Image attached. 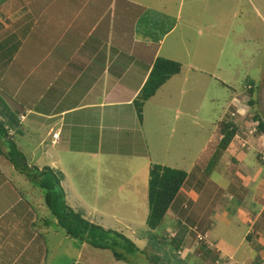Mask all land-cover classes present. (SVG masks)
I'll return each mask as SVG.
<instances>
[{
	"label": "rangeland",
	"instance_id": "374dc122",
	"mask_svg": "<svg viewBox=\"0 0 264 264\" xmlns=\"http://www.w3.org/2000/svg\"><path fill=\"white\" fill-rule=\"evenodd\" d=\"M162 2L174 10L173 17L163 14L166 12ZM162 2H150L160 10L155 9L153 14L158 11L157 25L163 22L158 27L164 30L177 23L176 31L167 37L164 45L176 44L178 55L172 60L183 65V72L167 82L145 103L142 140L119 142L118 146L116 138L120 136L119 131L110 130L108 121H105L96 131V135L101 136L103 146L95 142L91 144V141L88 145L80 140L69 146L77 150L75 152L86 149L98 152L101 156L62 152L58 158L45 155L42 160L38 157L35 165H48L61 170L65 174L62 186L72 207L81 209L93 223L122 232L140 248L147 245L143 233L146 231L149 212L147 192L150 166L184 170L189 177L181 190V199L168 211L156 235L166 236L169 242L172 237H184L181 258L189 264H195L196 261L198 264H253L259 252L254 255L256 245L251 241L241 242L240 239L249 229L240 221L243 222V213L253 212L251 208L255 200L264 202V185L260 183L264 165L256 160L257 155L264 152V147L260 150L258 145H253V140L258 138L254 135L257 123L253 117L256 113L262 117L264 113V0H182L179 14L180 7L174 8V2L179 4L180 0ZM39 27L34 26L30 32L18 31L16 42L12 45L20 48L22 54L29 53L32 57H37L33 51H40L42 54L37 58L41 59L46 56L45 51L56 47L58 42L69 44V40L82 35V32L77 31L75 38L74 31L67 26H61L57 32H53L46 25L43 43ZM138 33L156 38L163 36L162 31L145 33L139 30ZM19 38L21 42L17 44ZM152 53L145 59H152ZM163 56L174 55L161 52L159 57ZM18 59H23L22 55ZM49 59L56 60L54 57ZM52 60L49 69H55L58 62L59 65L63 63L60 60L52 63ZM247 80L256 85L254 99L258 100V105L253 108L247 105V90L251 86ZM63 83V78L59 77V84L55 88H62ZM123 85L129 89L133 86ZM5 105L9 106L0 93V107ZM231 121L239 127L238 138L225 150L220 144L223 137L221 132L224 125ZM261 139L264 140V135ZM112 141L115 145L110 143ZM241 141L246 142L245 147L248 149H242ZM140 151L148 159L146 168L144 164L147 160L136 163L122 156ZM217 151L218 157L211 161ZM40 154L38 151L37 156ZM6 166L11 167L8 172L10 181L16 183L18 179L21 185L17 183V188L11 184L7 186L0 164L1 203L5 207L11 206L15 211L19 193L25 192L29 196L30 207L25 199H21L19 211L27 214L30 209L41 220V231L44 233L39 232L49 254L57 258L56 264L63 263L60 257L66 255V249L72 253L69 260L76 259L79 264H126L116 262L109 251L94 250L87 244L80 245L68 239L60 228L56 229V220L46 226L50 213L38 188L28 180L24 181L25 177L16 176L12 165ZM248 167L252 170L250 176ZM245 175L252 182V185L246 186L248 192L243 188H234L243 185ZM231 195H235L236 201H231ZM237 207L243 211L237 212L236 223L235 215L231 218V214ZM231 220L234 221L232 225ZM204 244L206 249H201L202 246L205 248ZM245 251L253 256L245 258L242 255ZM30 255L28 261L22 260L19 264H39L37 258L31 261ZM16 256L13 255L12 259ZM140 259H133V262L142 264L144 258Z\"/></svg>",
	"mask_w": 264,
	"mask_h": 264
},
{
	"label": "crops",
	"instance_id": "0c3cea01",
	"mask_svg": "<svg viewBox=\"0 0 264 264\" xmlns=\"http://www.w3.org/2000/svg\"><path fill=\"white\" fill-rule=\"evenodd\" d=\"M159 1L162 2V0ZM150 2L145 0H0V37L2 35L0 92L9 101L11 98L14 109L20 113V122L27 131L24 151L31 164H36L38 157L43 160L45 155L58 158L62 152L77 151L69 147L77 140L87 142L88 145L91 141V144L95 142L96 145L103 146L101 136L98 137L96 131L105 121H108L110 130L119 131L120 136L116 138L118 146L119 142L142 140L144 124L138 122L132 102L144 86L153 63L160 53L174 55L163 56L169 59H176L174 57L178 55L176 44L175 46L167 44V47L164 45L167 37L176 31L177 23L167 30L158 27L163 25V22L157 25L156 16L160 10L154 8V4ZM162 3L166 12L163 14L169 18L173 17L174 10L168 8L165 2ZM174 6V8L180 7L177 13L179 14L182 0L179 4L174 2ZM155 9L158 10V14L156 11L153 14ZM80 17L83 18L80 19ZM37 25L40 26V40L43 43H45L43 33L46 25H49L53 32H57L61 26H67L69 30L74 31L75 38L77 31L82 32V35L78 39L69 40V44L63 43V45L58 42L56 47L45 51V57L39 59L37 57L42 52L33 51L37 57H32L29 53L22 54L20 48L17 49L15 45H12L16 42L18 31L30 32ZM139 30L145 33L162 31L163 36L156 38L149 34H139ZM20 42V38L17 39V44ZM151 51H153L152 59H145ZM20 55L23 59H18ZM51 57L56 60L49 59ZM51 60L52 63L58 60L63 63L59 65L58 62L55 69H49ZM59 77L64 80L63 87L55 88L59 84ZM124 83L133 86L129 89L123 85ZM50 106L51 110H49ZM262 117L264 118V113ZM91 131L94 133L91 134ZM241 142L242 149H248L245 147L246 142ZM263 142L264 140L257 138L253 140V145H258L261 150L264 147ZM110 143L114 144L113 141ZM38 151L41 152L39 156H37ZM81 151L75 153H85L89 156L100 155L98 152L86 151V149ZM260 154L264 158V152ZM122 156L124 159H133L132 161H137L136 163L142 159L147 160L144 167L148 165V159L141 151L137 154H122ZM0 161L3 169L0 173L4 177V182L7 186L11 184L12 187L17 188L15 185L17 183L21 185V181L18 179L16 183L10 181L8 172L11 167L6 166L8 162L2 156ZM251 173L252 170L248 167V175L250 176ZM14 174L19 176L15 172ZM244 177L243 185L238 188L234 186V188L238 190L243 188L245 192H248L246 186L252 185V182L248 176ZM24 181L27 180L24 179ZM262 181L264 182L261 180L260 183L263 186ZM19 194L20 198L19 201L16 199L15 211L11 209V206L5 207L0 201V264H19L22 260V262L28 261L30 254L31 261L37 258L39 264H56L57 258L49 254L47 247L46 253L44 252L43 238L39 232L43 230V226L38 227V222L41 220L30 209L27 210V214L19 211L21 199H25L28 206L30 203L29 196L25 192ZM233 199L236 201L235 195L231 197V201ZM237 203L241 204L239 201ZM252 205L253 212L243 213V222L240 221L249 229L240 240L244 243L248 241L254 243L256 245L254 255L258 252L259 254L256 255L253 264H264V202L255 200ZM239 208L237 207L233 215L231 214V218L235 215L236 223L238 222L237 212L243 211ZM22 211L25 210L22 209ZM233 222L231 220V225ZM34 223L36 226H33ZM41 232L44 233V231ZM245 252L242 254L245 258L249 259L253 256L250 252ZM65 253L66 255L60 257L63 260L62 264H66L67 261H69L68 264H79L76 259L69 260V255L72 253L68 252V249ZM13 255H17L15 259H12Z\"/></svg>",
	"mask_w": 264,
	"mask_h": 264
},
{
	"label": "trees",
	"instance_id": "16d2710c",
	"mask_svg": "<svg viewBox=\"0 0 264 264\" xmlns=\"http://www.w3.org/2000/svg\"><path fill=\"white\" fill-rule=\"evenodd\" d=\"M182 72L183 65L180 62L164 57L156 58L148 79L132 102L140 124H143L145 103L153 98L169 80L180 76ZM247 82L249 86L251 85L247 90L249 96L247 105L253 108L258 105V100L254 99L256 85L253 81L247 80ZM1 95L6 98L9 106L0 107L2 110L0 114V156L13 166L19 176L25 177L38 188L48 213H50L46 220V226L56 220V229L60 228L68 239L76 241L80 245L87 244L94 250L109 251L118 263L135 264L133 259L143 257L142 264H189L186 259L181 258L184 237L179 239L172 237L169 242L166 236H159L155 233L163 223L168 211L178 199H181V190L189 177L186 171L161 165L150 166L147 192L149 212L146 219V231L143 233V236L146 235L147 245L140 248L122 232L93 223L86 218L81 209L72 207L62 186L65 174L61 170L48 165L40 168L38 165L30 163L24 151L27 131L20 122V113L13 109L14 103L10 97L9 101L5 95L2 93ZM253 121L257 123L254 135L261 138L264 135V118L256 113ZM238 129V125L233 121L224 125L221 132L223 137L220 141L222 148L226 150L235 141ZM218 152L215 153L211 161L218 157ZM256 160L264 165V158L261 154L257 155ZM33 226H36V223ZM39 226H42L41 222H38ZM43 246L46 253L45 242ZM201 249H206V245ZM195 264L198 262L196 261Z\"/></svg>",
	"mask_w": 264,
	"mask_h": 264
}]
</instances>
